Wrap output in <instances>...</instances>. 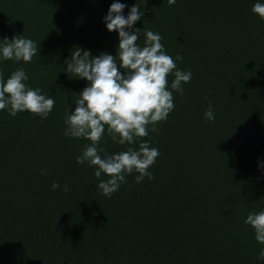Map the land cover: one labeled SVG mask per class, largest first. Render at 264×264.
<instances>
[{"label": "trees", "instance_id": "1", "mask_svg": "<svg viewBox=\"0 0 264 264\" xmlns=\"http://www.w3.org/2000/svg\"><path fill=\"white\" fill-rule=\"evenodd\" d=\"M114 2L0 0V42L22 35L39 46L32 63L0 59L5 81L23 68L26 85L55 100L46 119L0 111V264H264L244 223L264 210V20L252 11L264 0H119L125 17L138 5L133 27L159 33L192 79L183 97L173 91L158 132L119 145L105 131L109 155L145 141L160 153L154 179L136 183L134 172L109 198L96 168L76 163L91 142L64 135L65 113L88 86L65 61L76 47L117 55L118 33L104 21Z\"/></svg>", "mask_w": 264, "mask_h": 264}, {"label": "clouds", "instance_id": "2", "mask_svg": "<svg viewBox=\"0 0 264 264\" xmlns=\"http://www.w3.org/2000/svg\"><path fill=\"white\" fill-rule=\"evenodd\" d=\"M175 3L176 0H168L169 5ZM126 7L127 4L116 0L104 17L107 30L115 31L119 36L115 57L107 53L94 57L89 50L76 47L70 59L65 61L66 72L85 79L88 86L78 95L75 111L65 113L64 135L91 142L76 158V163H87L96 168L94 176L99 181L98 188L109 198L121 184L127 183L126 177L134 172L139 174L135 177L136 183H141L145 177L154 179L149 169L160 153L145 141L139 144L138 150L129 147L126 151L109 155L99 146L105 131L119 145H132L147 137L149 126L152 132H158V124L166 121L174 110L173 91L183 97V84L192 79L190 70L185 72L177 68V61H182L183 56L177 54L174 60L168 55L159 33L133 27L144 15L138 5L130 8L127 17L123 14ZM252 11L264 20V3H255ZM141 32L146 37L143 47L137 43ZM38 51L36 42L22 35L0 42V59L6 61L32 63ZM170 75L174 76L171 90L168 86ZM28 79L23 68L12 72L6 81L0 70V111L7 109L12 117L27 112L46 119L55 107V100L42 94L39 88L28 87L25 83ZM205 118L210 122L215 120L211 104ZM259 167L264 170V164ZM102 174L109 178L102 179ZM41 175H48L47 170H42ZM60 187L58 182L52 184L53 190ZM62 191L67 193L69 187L64 185ZM244 223L254 229L256 241L264 245V210L250 213ZM257 258L264 260V248Z\"/></svg>", "mask_w": 264, "mask_h": 264}]
</instances>
